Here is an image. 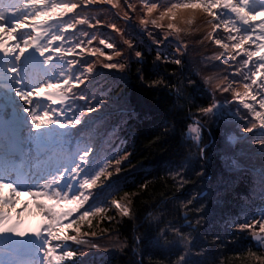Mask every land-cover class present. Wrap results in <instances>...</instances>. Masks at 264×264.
I'll return each mask as SVG.
<instances>
[{"label":"snow or ice","instance_id":"obj_1","mask_svg":"<svg viewBox=\"0 0 264 264\" xmlns=\"http://www.w3.org/2000/svg\"><path fill=\"white\" fill-rule=\"evenodd\" d=\"M101 251L264 264V0H0V264Z\"/></svg>","mask_w":264,"mask_h":264},{"label":"rangeland","instance_id":"obj_2","mask_svg":"<svg viewBox=\"0 0 264 264\" xmlns=\"http://www.w3.org/2000/svg\"><path fill=\"white\" fill-rule=\"evenodd\" d=\"M7 39H11L8 37ZM17 204L21 202H27L28 207L25 209V212L23 214L24 219H25V227H35L39 224L40 222V216L37 213L35 207L33 206L32 203V198L27 196L26 193L21 192L17 197ZM74 207L73 205H63L62 208L67 209V208H72ZM99 232V230H97ZM102 243H107V241H102Z\"/></svg>","mask_w":264,"mask_h":264},{"label":"trees","instance_id":"obj_3","mask_svg":"<svg viewBox=\"0 0 264 264\" xmlns=\"http://www.w3.org/2000/svg\"><path fill=\"white\" fill-rule=\"evenodd\" d=\"M105 226H106V221H105V222H101V223L99 224V228H103V227H105ZM99 228H97V229H95V230L97 231V230H99ZM229 247H231V246H229ZM102 258H104V257H103V253H102V251H101V253L96 257L97 264H99V261H100ZM111 264H119L118 256H117V259H114V260L111 261Z\"/></svg>","mask_w":264,"mask_h":264}]
</instances>
